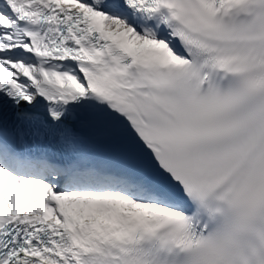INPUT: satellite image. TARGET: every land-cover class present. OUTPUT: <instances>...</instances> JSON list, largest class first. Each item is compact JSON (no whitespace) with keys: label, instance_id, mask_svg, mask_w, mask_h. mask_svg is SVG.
Returning a JSON list of instances; mask_svg holds the SVG:
<instances>
[{"label":"snow or ice","instance_id":"obj_1","mask_svg":"<svg viewBox=\"0 0 264 264\" xmlns=\"http://www.w3.org/2000/svg\"><path fill=\"white\" fill-rule=\"evenodd\" d=\"M0 264H264V0H0Z\"/></svg>","mask_w":264,"mask_h":264}]
</instances>
